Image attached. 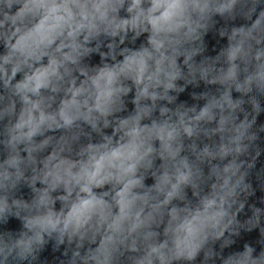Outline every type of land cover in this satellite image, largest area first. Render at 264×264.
Returning a JSON list of instances; mask_svg holds the SVG:
<instances>
[{"label":"clouds","instance_id":"1","mask_svg":"<svg viewBox=\"0 0 264 264\" xmlns=\"http://www.w3.org/2000/svg\"><path fill=\"white\" fill-rule=\"evenodd\" d=\"M0 264H264V0H0Z\"/></svg>","mask_w":264,"mask_h":264}]
</instances>
